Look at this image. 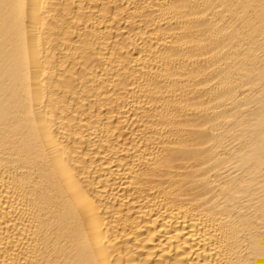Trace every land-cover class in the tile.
Segmentation results:
<instances>
[{
	"label": "bare ground",
	"instance_id": "1",
	"mask_svg": "<svg viewBox=\"0 0 264 264\" xmlns=\"http://www.w3.org/2000/svg\"><path fill=\"white\" fill-rule=\"evenodd\" d=\"M0 264H264V0H0Z\"/></svg>",
	"mask_w": 264,
	"mask_h": 264
}]
</instances>
